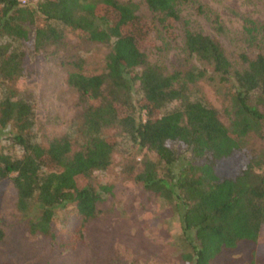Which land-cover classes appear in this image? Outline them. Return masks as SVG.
I'll list each match as a JSON object with an SVG mask.
<instances>
[{"label":"trees","instance_id":"obj_1","mask_svg":"<svg viewBox=\"0 0 264 264\" xmlns=\"http://www.w3.org/2000/svg\"><path fill=\"white\" fill-rule=\"evenodd\" d=\"M142 2L155 25L128 0H0V182L11 181L23 233L54 243L57 212L77 220L74 234L97 218L108 188H95L93 174L107 170L125 141L146 153L134 185L180 212L183 264H210L240 242L254 245V264L264 245L257 241L264 231V38L254 26L234 32L201 4L193 11L209 33L183 26L191 0ZM67 32L109 51L102 73L84 74L75 63L67 75L83 104L75 139L54 137L41 146L32 133L33 106L11 85L24 75L29 55L56 47ZM155 32L170 42L180 38L194 64L168 73L151 63ZM201 81L223 88L220 110L191 98ZM230 157L238 165L216 176L217 162ZM260 259L264 264V254Z\"/></svg>","mask_w":264,"mask_h":264},{"label":"rangeland","instance_id":"obj_2","mask_svg":"<svg viewBox=\"0 0 264 264\" xmlns=\"http://www.w3.org/2000/svg\"><path fill=\"white\" fill-rule=\"evenodd\" d=\"M30 1L34 0H25L24 3ZM128 1L137 5L138 13L149 24L155 25L142 0ZM197 4L216 13L234 32L242 33L254 26L264 38V0H191L181 13L185 22L183 26L209 33L205 21L195 16L193 8ZM108 51L106 44L67 32L56 47L29 55L24 75L11 86L33 106L32 133L41 146L54 137L68 135L71 140L75 139L83 104L67 85V75L76 70L75 63L84 74L102 73ZM147 57L168 73L187 70L194 64L183 51L180 38L170 42L158 32L151 36ZM190 94L192 99L217 110L226 104L223 88L204 81L196 83ZM3 136L0 132L2 145L5 144ZM145 155V151L120 141L119 151L112 155L107 170L93 174L95 188H108L101 193L97 218L87 221L83 230L74 234L72 231L77 220L65 212H57L51 225L54 243L43 237L30 238L23 233L11 181H1L0 229L4 237L0 242V263L92 264L94 258L98 264H183L180 255L188 248L181 231L180 212L173 203L144 191L132 181L140 168V159ZM185 157L183 155L175 166H181ZM237 165L236 157L220 160L214 167V173L218 177L227 176ZM186 236L191 237V232ZM71 239L74 240L72 249L68 247ZM257 241L264 243V231ZM253 247L252 243L240 242L234 250L221 253L210 264H250ZM261 247L262 257L264 245ZM261 257L255 255L253 263L261 262Z\"/></svg>","mask_w":264,"mask_h":264},{"label":"built area","instance_id":"obj_3","mask_svg":"<svg viewBox=\"0 0 264 264\" xmlns=\"http://www.w3.org/2000/svg\"><path fill=\"white\" fill-rule=\"evenodd\" d=\"M25 2V0H21V3H24Z\"/></svg>","mask_w":264,"mask_h":264}]
</instances>
